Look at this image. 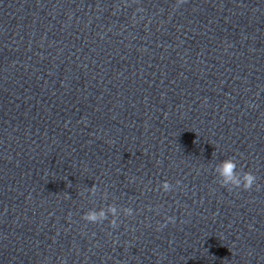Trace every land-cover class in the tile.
<instances>
[{
    "label": "clouds",
    "instance_id": "clouds-1",
    "mask_svg": "<svg viewBox=\"0 0 264 264\" xmlns=\"http://www.w3.org/2000/svg\"><path fill=\"white\" fill-rule=\"evenodd\" d=\"M215 172L219 177L220 184L225 187H229V186H231L232 188L242 187L244 190H251L253 185L257 181V177L251 171H245L242 173L238 172L237 163L232 158L225 159L222 162H220L218 165H216ZM177 184H179V181H177ZM161 188L164 192H168L171 190L172 185L167 180H165L162 182ZM90 192L93 195L96 193L95 185L92 186ZM132 211L133 210L131 208L123 209V212L126 216H131ZM108 214H111V216L113 217L110 220V225L113 228L117 227L116 217L118 215V209L115 205H109L106 211L104 209H100L98 211L95 209L89 210L83 215L82 219L87 222L98 223L106 220L108 218Z\"/></svg>",
    "mask_w": 264,
    "mask_h": 264
}]
</instances>
